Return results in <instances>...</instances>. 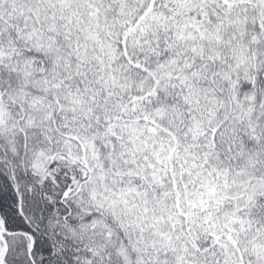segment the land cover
Wrapping results in <instances>:
<instances>
[{
	"label": "snow or ice",
	"instance_id": "obj_1",
	"mask_svg": "<svg viewBox=\"0 0 264 264\" xmlns=\"http://www.w3.org/2000/svg\"><path fill=\"white\" fill-rule=\"evenodd\" d=\"M0 264H264V0H0Z\"/></svg>",
	"mask_w": 264,
	"mask_h": 264
}]
</instances>
